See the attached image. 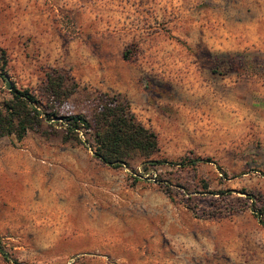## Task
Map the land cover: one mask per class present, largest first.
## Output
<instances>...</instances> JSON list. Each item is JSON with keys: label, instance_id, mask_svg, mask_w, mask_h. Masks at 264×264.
I'll return each mask as SVG.
<instances>
[{"label": "rangeland", "instance_id": "374dc122", "mask_svg": "<svg viewBox=\"0 0 264 264\" xmlns=\"http://www.w3.org/2000/svg\"><path fill=\"white\" fill-rule=\"evenodd\" d=\"M1 61L0 99L61 75L58 114L122 98L158 150L111 168L88 132L1 137L44 193L1 174L0 264H264V0H0Z\"/></svg>", "mask_w": 264, "mask_h": 264}, {"label": "trees", "instance_id": "16d2710c", "mask_svg": "<svg viewBox=\"0 0 264 264\" xmlns=\"http://www.w3.org/2000/svg\"><path fill=\"white\" fill-rule=\"evenodd\" d=\"M3 64L5 62L1 61L0 68ZM53 74L46 73L45 101L27 89L8 88L9 97L0 99V138L12 137L20 141L27 131L39 128L43 122H51L63 128L66 138H70L71 134L77 136L79 132H88L85 142L78 140L88 144L94 158L111 168L126 165L136 156L147 158L157 152L155 133L135 119L122 98H100L90 120L80 113L58 114L53 104L65 101L72 89L64 84L61 75ZM0 80H5L2 71ZM198 161L206 162L208 159L195 158L189 163L194 165ZM154 162L159 163L160 160ZM253 215L259 218L257 213Z\"/></svg>", "mask_w": 264, "mask_h": 264}, {"label": "crops", "instance_id": "0c3cea01", "mask_svg": "<svg viewBox=\"0 0 264 264\" xmlns=\"http://www.w3.org/2000/svg\"><path fill=\"white\" fill-rule=\"evenodd\" d=\"M10 152V149L8 150ZM16 155L15 158L7 157L5 160V171L1 169L2 161L0 159V176L3 173L4 177L8 180H19L17 184L21 187L20 194L21 196H29L33 188H35L34 182L37 183V189L40 194L44 193V189L41 188L40 181L42 180L41 170H37V173H34V164L31 158L26 157L27 154L17 153L18 150H14ZM1 152V151H0ZM22 152V151H21ZM24 155V156H23ZM17 156V157H16ZM39 167V166H37Z\"/></svg>", "mask_w": 264, "mask_h": 264}]
</instances>
